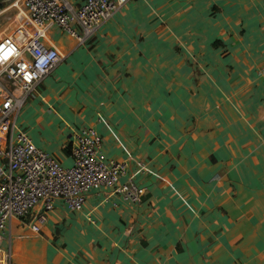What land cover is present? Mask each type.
<instances>
[{
  "label": "crops",
  "instance_id": "crops-1",
  "mask_svg": "<svg viewBox=\"0 0 264 264\" xmlns=\"http://www.w3.org/2000/svg\"><path fill=\"white\" fill-rule=\"evenodd\" d=\"M1 1L0 39L23 45L21 0ZM41 43L61 62L16 123L63 167L94 130L145 195L10 219L11 264H264V0H130L83 45L56 26Z\"/></svg>",
  "mask_w": 264,
  "mask_h": 264
},
{
  "label": "built area",
  "instance_id": "built-area-1",
  "mask_svg": "<svg viewBox=\"0 0 264 264\" xmlns=\"http://www.w3.org/2000/svg\"><path fill=\"white\" fill-rule=\"evenodd\" d=\"M129 1L81 0L74 7L68 0H21L31 38L23 45L9 36L0 39V245L10 219L24 220L40 208L36 219L43 223L45 213L54 209L58 199L77 211L96 187L110 188L126 202L141 203L145 189L130 179L119 181L126 165L98 157L100 138L94 130L73 133L69 147L72 165L63 167L34 146L16 125L22 106L61 62L56 50L41 43L50 27L56 26L80 46ZM260 71L264 73V66ZM31 230L38 233L39 226L31 225ZM0 264H11L9 248L0 246Z\"/></svg>",
  "mask_w": 264,
  "mask_h": 264
},
{
  "label": "rangeland",
  "instance_id": "rangeland-1",
  "mask_svg": "<svg viewBox=\"0 0 264 264\" xmlns=\"http://www.w3.org/2000/svg\"><path fill=\"white\" fill-rule=\"evenodd\" d=\"M0 3L2 4L3 1L0 0ZM3 25H4V23H2V27H3ZM16 125H17V127H18L19 129H21V130H24V129H25V127H24L23 124H22L21 117L18 119V122L16 123ZM24 131H25V130H24Z\"/></svg>",
  "mask_w": 264,
  "mask_h": 264
},
{
  "label": "trees",
  "instance_id": "trees-1",
  "mask_svg": "<svg viewBox=\"0 0 264 264\" xmlns=\"http://www.w3.org/2000/svg\"><path fill=\"white\" fill-rule=\"evenodd\" d=\"M0 6H1V4H0Z\"/></svg>",
  "mask_w": 264,
  "mask_h": 264
}]
</instances>
